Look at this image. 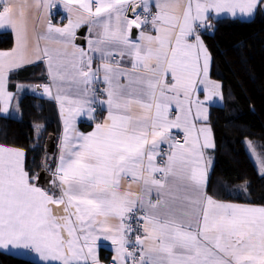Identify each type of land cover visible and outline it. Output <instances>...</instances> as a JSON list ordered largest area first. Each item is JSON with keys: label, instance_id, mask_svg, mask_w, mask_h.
Instances as JSON below:
<instances>
[{"label": "snow or ice", "instance_id": "obj_1", "mask_svg": "<svg viewBox=\"0 0 264 264\" xmlns=\"http://www.w3.org/2000/svg\"><path fill=\"white\" fill-rule=\"evenodd\" d=\"M57 5L66 23H53ZM257 10L264 0H0V30L15 37L0 50V111L15 98L10 74L43 61L50 83L15 87L42 88L63 125L54 169L42 162L45 186L23 149L0 145V250L101 264L103 238L112 264H264V205L208 194L215 142L205 103L222 98V85L209 78L200 34L214 28L211 14Z\"/></svg>", "mask_w": 264, "mask_h": 264}, {"label": "trees", "instance_id": "obj_2", "mask_svg": "<svg viewBox=\"0 0 264 264\" xmlns=\"http://www.w3.org/2000/svg\"><path fill=\"white\" fill-rule=\"evenodd\" d=\"M212 25L204 40L214 59L212 76L223 85L224 104L212 107L210 114L216 158L208 193L224 201L264 205V177L246 148L249 139L264 154V11L248 21L222 18ZM13 46V33L0 32V49ZM41 71L46 72L44 63L19 71L12 81L37 80ZM47 104L45 98L28 94L20 101V117H0V143L25 149L26 168L33 174L43 168L47 137L56 134ZM35 125L42 127L39 139ZM81 127L91 129L87 123ZM245 183L246 190L241 188ZM0 264L40 263L0 251Z\"/></svg>", "mask_w": 264, "mask_h": 264}, {"label": "crops", "instance_id": "obj_3", "mask_svg": "<svg viewBox=\"0 0 264 264\" xmlns=\"http://www.w3.org/2000/svg\"><path fill=\"white\" fill-rule=\"evenodd\" d=\"M154 10L155 9H153V11ZM258 11L259 10H257L255 12V14L253 16H251V17H239L238 16L237 18H232L231 16L221 15V17L218 18V19L232 18V19H241V20H244V21H248V20H251V19L255 18V16L257 15ZM52 13H53V15H52L53 23H55V24L61 23L62 18H63V23L67 22V20H66L67 14H66V12L63 11V9H62V7L60 5H57L56 8H54L52 10ZM213 16H214V14H211L209 16V23H211V24H212L213 21L218 20V19H214ZM84 27H87V26H84ZM36 29H37V32L43 31L42 25H40L38 21L36 23ZM7 31H10V30H8V29L0 30V32H7ZM208 32H212V29H210ZM204 33L205 32L203 30L200 33L201 34V38L203 40H204ZM13 35H14V33H13ZM87 35H88V31L86 32V37H87ZM14 43H15V37H14ZM204 43L206 44L205 40H204ZM84 46L86 47V44ZM41 47H43V42H41ZM0 50H2V49H0ZM208 50L211 53L209 48H208ZM211 56H212V62H211V65H210L209 78L211 80H213V81L219 82L222 85V82L220 80H218V79H216V78H214L212 76V72H213V68H214V59H213L212 53H211ZM39 63H44L45 64V62H43V61H36L34 63L25 65L22 68H20L19 70H16V71H14L13 73L10 74L9 90L12 91L15 94V98L11 102V104L9 106V111L7 113H4V112L0 111V117L1 116H11V117H16V118L20 117V115H21L20 101L23 98V96H25V95L29 94V95L45 98L47 100V103H48L47 105H48V109H49V114H50L51 118L54 120V123L56 125V135L58 136L56 153L53 156H50V159H49V163L51 164V167L54 169V167H55V158L59 156L60 136H61V133H62V130H63V125H62V120H61V117H60V114H59L58 105L52 99H50L47 95L43 94L42 88L39 91H34L32 87H27V88H24V89H21V90L17 91V89L15 87V85H18V84L29 85V86H40V85H43V84L50 83L49 80H48L47 71L46 72L45 71H41L39 74H37L36 75V78H38L37 80L34 79V80L23 81V80L18 79V80L12 81V77H13L14 74H17L19 71L24 70L25 68L37 65ZM45 66H46V64H45ZM12 84L14 86H12ZM53 91H55V90H53ZM221 91H222V98L214 97L212 101H208V102L205 103V107L208 108L209 123H210V114H211L212 107H214V106H222L224 104L223 85H222ZM204 96H205L204 92L201 91L199 93V98L201 100H204ZM17 105H18V107H17ZM105 114H106L105 112H102L100 109H97V116H98L99 119H102L103 115H105ZM81 123L90 124V122L85 121V120L78 121V125L77 126H78L79 130L83 131V132H87L86 130L82 129ZM210 126H211V124H210ZM211 128H212V126H211ZM212 132H213V138H214V142H215V148L214 149H210V150L207 151V155L212 158V165H211V171L209 173V179H210L211 172H212V169H213V166H214V162H215V158H216V141H215V135H214L213 129H212ZM0 145L6 146V147H14V146L4 145V144H1V143H0ZM15 148H18V147H15ZM21 149H23V148H21ZM23 150L25 151V154L27 156L26 150L25 149H23ZM26 156H25V161H26ZM222 201H224V200H222ZM225 202L238 203V202H234V201H225ZM0 251L4 252V253H7V254H12L11 251H5V250H0ZM97 255H98L99 260L101 261V264H103V262L105 261L104 257H109V258L113 259L114 255H115L114 246L111 245L110 241H107V240H104L103 238H101L100 240L97 241ZM14 256H16V255H14ZM26 259H30L32 261H35V262L41 264V261L39 260L38 256H35V257L34 256H29Z\"/></svg>", "mask_w": 264, "mask_h": 264}, {"label": "water", "instance_id": "obj_4", "mask_svg": "<svg viewBox=\"0 0 264 264\" xmlns=\"http://www.w3.org/2000/svg\"><path fill=\"white\" fill-rule=\"evenodd\" d=\"M86 32H87V27L81 28L78 33H77V42L81 44V46H84L86 44L85 37H86ZM57 140L58 136L56 134H50L47 139H46V145H45V150H46V159H49V156H53L56 153L57 149ZM41 174V181L40 184L41 186H45L46 183L50 180L51 173L44 170L39 172Z\"/></svg>", "mask_w": 264, "mask_h": 264}, {"label": "rangeland", "instance_id": "obj_5", "mask_svg": "<svg viewBox=\"0 0 264 264\" xmlns=\"http://www.w3.org/2000/svg\"><path fill=\"white\" fill-rule=\"evenodd\" d=\"M41 129H42V127L40 128V131H39V132L36 131V135H37V138H38V139L40 138V135H41V134H40V133H41ZM38 141H39V140H38ZM248 142H251V144H252V149L249 148V146H248ZM246 148L248 149V151H249L251 157L253 158L254 162L256 163L258 169H260V162H259V160L257 159V156H259L260 158H264V154L261 153V150H259V149L257 148L256 143H254V141H252V140H249V139L246 140ZM253 150H254V152H255V155H253ZM16 251H20V250H16ZM11 253H12V255H15L14 252L11 251ZM29 256H34V257H35L36 255H35V254H29V255H27L25 258H27V257H29Z\"/></svg>", "mask_w": 264, "mask_h": 264}, {"label": "built area", "instance_id": "obj_6", "mask_svg": "<svg viewBox=\"0 0 264 264\" xmlns=\"http://www.w3.org/2000/svg\"><path fill=\"white\" fill-rule=\"evenodd\" d=\"M103 264H112V258H108L103 262Z\"/></svg>", "mask_w": 264, "mask_h": 264}]
</instances>
